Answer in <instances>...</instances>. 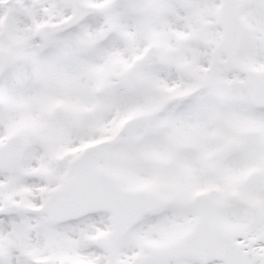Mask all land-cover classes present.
Masks as SVG:
<instances>
[{
  "label": "snow or ice",
  "instance_id": "obj_1",
  "mask_svg": "<svg viewBox=\"0 0 264 264\" xmlns=\"http://www.w3.org/2000/svg\"><path fill=\"white\" fill-rule=\"evenodd\" d=\"M0 264H264V0H0Z\"/></svg>",
  "mask_w": 264,
  "mask_h": 264
}]
</instances>
